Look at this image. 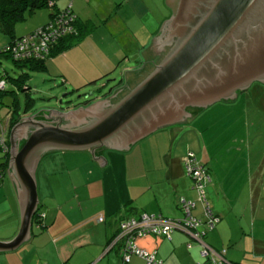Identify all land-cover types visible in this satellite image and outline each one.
Returning a JSON list of instances; mask_svg holds the SVG:
<instances>
[{"label":"crops","instance_id":"obj_1","mask_svg":"<svg viewBox=\"0 0 264 264\" xmlns=\"http://www.w3.org/2000/svg\"><path fill=\"white\" fill-rule=\"evenodd\" d=\"M88 1L97 4L99 10L104 3L106 9L111 10L114 4L120 8L115 21L130 31V43L135 37L128 26L129 14H136L153 28L161 21L155 19L156 12L145 0H129L127 9L121 7L122 0ZM162 2L169 9L167 0ZM160 28L154 29L147 48L136 53L140 59H134V67L129 65L120 75L117 87H123L122 93L136 86L160 61L161 53L155 58L151 48ZM86 35L46 59V70L59 76L63 84L80 80L73 84L81 85L111 70L107 65L91 77L83 71L87 68L77 65L80 57H87L85 47L77 50ZM97 46L88 44V48ZM110 97L98 100L107 105L115 100ZM210 105H221L226 112L209 118L213 113L193 108L184 122L157 128L121 149L105 145L91 150L44 149L35 169L39 221L30 224L29 235L21 243L0 249V264H121L120 248L107 242L117 229L119 215L148 212L179 218L184 215L182 198L194 201L190 213L204 220L203 204L184 170L183 159L191 150L210 174L205 195L218 221L211 226L198 224L197 229L203 231L200 239L174 228L169 236L148 235L137 243L151 250L158 264H211L200 253L201 241L215 251L224 249L220 264H264V86L251 83L236 96ZM234 105L240 109L237 114L231 111ZM62 121L73 125L78 118L73 113L63 116ZM7 173L9 180L4 177L0 183V203H6L0 208V241L11 239L20 223L14 175L9 168ZM98 216L103 219L99 221ZM127 264L146 261L131 254Z\"/></svg>","mask_w":264,"mask_h":264},{"label":"water","instance_id":"obj_2","mask_svg":"<svg viewBox=\"0 0 264 264\" xmlns=\"http://www.w3.org/2000/svg\"><path fill=\"white\" fill-rule=\"evenodd\" d=\"M167 2L173 12L160 22L161 33L170 31L177 39L136 86L107 105L96 100L66 110L48 109L63 116L76 114L73 125L24 114L11 127L8 167L16 184L20 223L11 239L0 241V249L13 248L29 235L38 202L35 169L44 149H121L157 128L182 123L190 113L186 107L205 108L236 96L252 81L264 84V0ZM31 122L19 147L17 131Z\"/></svg>","mask_w":264,"mask_h":264},{"label":"rangeland","instance_id":"obj_3","mask_svg":"<svg viewBox=\"0 0 264 264\" xmlns=\"http://www.w3.org/2000/svg\"><path fill=\"white\" fill-rule=\"evenodd\" d=\"M67 2L65 0H58L59 5H64ZM128 2L129 0H122L121 7L127 6V4H129ZM145 2L149 7H152V11L156 12L155 19H159V21L161 20L160 22L165 19L162 18L164 15L167 16L171 12L165 5H163L162 0H145ZM68 6L72 10L74 9L75 11L79 12L82 18L89 17L96 26L91 28L92 31H90L88 35L85 34L87 36L85 41L81 43L77 49L80 50L85 47L84 49L87 55L86 58L80 57L77 65L87 68L83 71L89 72L88 74L91 77L95 75L94 72L103 70L107 65H111L109 68L111 70L104 73L102 76H99L95 81L92 82H85L84 84L78 85L73 83L79 82L80 80H71L68 81V84H63L60 81V77L53 76V74L46 70V67L45 69L40 70L27 69L24 66L22 67L17 65L8 56L0 53V78H4L5 80L4 81L1 79V81H3L7 90H13V92L0 91V120H3L5 125L7 124V115H5L6 110L8 107H10V105H12L11 101L14 98L18 100L20 105H23L26 94H28L31 98H33V105L30 108H32L31 110L34 112V110L36 111L42 108L47 110L53 107H58L59 98L61 99V103H65L69 100L72 103L77 101L83 103V101L86 99V95L89 92H94V88L100 87L101 91L107 90L113 84L114 86H117L116 81H119L120 75L125 73V70L129 65L134 67V59H140V55H136V53L139 52L141 54L143 49L147 48V45L154 37V29L156 28L158 30L161 25L157 22L153 28L152 24L149 22L147 25L141 22L140 17H138L136 14L133 15L125 12V14H129L130 22L128 21V26L130 30L133 31V35L135 37L133 42L130 43L128 41V33H130V31L126 30V28L120 27L123 25V23H118L115 21V17L118 16L117 11L120 10L119 12H122L120 8H116L115 4L113 5L114 8L110 10L105 8L106 5L104 3V6L99 10L97 4L93 5V3L88 0H71ZM125 8L127 9V7ZM49 9L50 8L48 6H41L34 9L33 11L27 10L25 12L24 18L16 22L13 33L22 34L27 29L32 27L34 28L37 25L40 26L42 23L46 22L49 17ZM125 17H127V15H125ZM171 33L172 32L167 31V37H169ZM0 38V40L3 41L8 39L9 36L0 30ZM91 42L98 46L96 48H88V44ZM88 52L90 53L89 57ZM164 53L165 51L161 52V58L163 57ZM154 56L155 58L159 57L156 56V54H153V57ZM141 57L143 58L144 55L142 54ZM21 68L29 72L26 81L29 84L28 89H21L16 84H13L9 79H7L4 74L6 72L8 75L16 76L21 71ZM251 83L252 86L256 84L264 86L259 81H252ZM97 92H99V90H97ZM211 106L212 105H209L207 108L203 109V111H209L213 113L209 115V118L221 116L226 112V109L221 105H215L212 108ZM252 106L255 107L253 104ZM256 109L260 110L258 107ZM244 110L245 109H243V111ZM231 111H234V113L237 114L240 109L237 105H234ZM23 116L24 115H20V118ZM31 123H25L24 125L25 127L32 129L34 123ZM55 152L54 154H58L59 151ZM64 153L65 152L61 154ZM84 153H88V151H84ZM69 159L72 160V158ZM5 178L6 180H9V175H5ZM5 207V201H2L0 203V208L4 209Z\"/></svg>","mask_w":264,"mask_h":264},{"label":"trees","instance_id":"obj_4","mask_svg":"<svg viewBox=\"0 0 264 264\" xmlns=\"http://www.w3.org/2000/svg\"><path fill=\"white\" fill-rule=\"evenodd\" d=\"M65 1L69 2L71 0H65ZM68 2L65 3L64 5H59L58 0H51V1L50 0H0V30L9 36L8 39H5L4 42L2 41L0 43V53L8 56L17 65L22 66V67L24 66L27 69L28 68L31 70L45 69V67H46L45 63H46L47 58L54 56L55 54L61 52L65 48H68L72 45H75V43H77L85 34L88 33L89 30H91V28L94 26V23L92 21H90V19H88V18L87 19L77 18L76 14L68 6L69 9L75 14V18L73 20H70V22H68L64 26L63 31H59L57 34H55L53 36L52 40H48L47 50L42 51V52L41 51L35 52V51H33L30 43L29 44L26 43L23 50L27 51V54L25 56H22V57L13 56V53H12L13 46L21 38H25L28 35L34 34L35 31L38 29V27L31 28L28 31L23 32L22 34H14L13 33L14 26H15L17 21L24 18L25 12L27 10L33 11L34 9H36L38 7L48 6L50 8L49 14H48L49 17H48V20H46V22L42 23L39 26L40 29H42L47 24H49L53 19H55L59 12H62V11H64V8H67ZM4 74L7 77V79H9L13 84H16L21 89H28L29 88V84L26 82L28 75H29V72L27 70H24L21 68V71L16 76L8 75L6 72ZM97 78L98 77L90 80L89 82L95 81ZM1 79L4 80V78H0V80ZM116 84L118 86L120 84V80L116 81ZM117 86H114V84H113V85H111L110 89L112 90L113 88H115ZM94 89H95L94 92L86 95V99L83 101V103L80 101L74 102L72 104L70 103L68 105V108H70V107L76 108V107H80V106H86V105L90 104L91 102H94L98 99L106 97L107 94L111 92V90H108V89L100 91V87L99 88L97 87ZM97 90H99V92H97ZM0 91H3V92L12 91L13 92V90H7V88H5V86H4V83H3V87L0 88ZM32 101H33V98H31L28 94H26L25 102L23 105H20L18 100L16 98H14L11 101L12 105H10V107L7 108V112L5 115H7L6 120L8 123L7 124L8 127H7L6 140L4 141L5 142V148L3 149V147L0 145V183L2 182L5 175H8L7 170L9 168L8 166H9V146H10L9 132H10V129L20 119V115H24V113L25 114H32L33 113V111L31 110L32 108H30L33 105ZM62 105H63L62 103L59 104V106L61 107L60 109H63ZM205 108H207V106ZM196 109H197V111H200L204 108H196ZM36 111L34 110V112H36ZM197 160H199V159H197ZM200 163L205 167L206 172L209 174L207 167L204 165V163L202 161H200ZM205 194H206V191H205ZM38 209H39V206L37 203L36 209L33 212L32 217H31V223L34 220L37 221L40 218L39 217L40 212H38ZM139 214L140 213H138L136 215H127V216H125L124 214H120L118 223L122 219L129 218L130 216H138ZM203 216H204L203 217L204 220H202L199 217L201 219V223H203V222L209 223L207 221V216H205L204 214H203ZM209 217H211V218L216 217L217 218L216 221H218V219H219V216L212 211H211ZM215 222H213L212 225L215 224ZM110 237H109L107 242H109ZM140 247L143 248L144 250L148 251V252H152L151 250H148L145 247H142V246H140ZM132 254H135V253H132ZM130 257H131V254H130ZM223 259H224V256H223ZM127 263H125V264H127ZM158 263H159V261L156 262V264H158Z\"/></svg>","mask_w":264,"mask_h":264},{"label":"built area","instance_id":"obj_5","mask_svg":"<svg viewBox=\"0 0 264 264\" xmlns=\"http://www.w3.org/2000/svg\"><path fill=\"white\" fill-rule=\"evenodd\" d=\"M51 1V0H50ZM70 2V1H69ZM68 2V4H69ZM75 18V14L69 9L64 8V11L59 12L55 19H53L44 28L38 29L34 34L28 35L25 38L18 40L12 48L13 56L22 57L27 54L24 51L25 44L32 46L33 51L42 52L47 50L48 40H52L53 36L59 31L64 30V26ZM10 47V46H9ZM26 49V48H25ZM31 50V49H30ZM3 87V81L0 80V88ZM7 123V120H6ZM7 136V124L0 121V145L5 148V140ZM184 161L185 173L191 177L193 187L197 192L198 199L202 202L204 207V215L207 216V223L209 226L217 220L216 217H209L211 209L205 195V185L210 179V175L206 172L205 167L194 156L193 151H187ZM181 209L184 215L179 218H168L161 214L141 212L138 216H130L122 219L117 226L115 232L111 235L108 242L109 245L118 246L120 249L122 263L125 264L130 259V254L135 253L143 256L146 264H156L158 259L153 252H148L141 248L137 241L148 235H162L169 236L174 228L185 230L188 234L198 237L203 231L197 229V225L201 223V219L194 217L190 213V209L194 206V201L182 198L180 200ZM103 216H98V220H102ZM201 241V240H200ZM201 255L211 260V264H220L223 260L224 249L215 251L213 248L207 246L201 241ZM46 264V263H43Z\"/></svg>","mask_w":264,"mask_h":264},{"label":"flooded vegetation","instance_id":"obj_6","mask_svg":"<svg viewBox=\"0 0 264 264\" xmlns=\"http://www.w3.org/2000/svg\"><path fill=\"white\" fill-rule=\"evenodd\" d=\"M168 4V3H167ZM168 7H169V9L171 10V12H170V14L167 16V18L172 14V12H173V10H172V8H171V6L168 4ZM166 18V19H167ZM161 28H160V31H159V33H158V36H157V38L154 40V42H153V45H152V49H153V53L154 54H156L157 55V53L158 52H162V51H165V53L171 48V46L173 45V43H174V41H175V39H177L176 37V35H174L173 33H171L170 34V36L169 37H167V35H166V31H163L162 33H161ZM160 34V35H159ZM164 53V54H165ZM164 56V55H163ZM163 58V57H162ZM162 58H160V60L162 59ZM119 87V86H118ZM118 87H115V88H113L112 90H111V92L110 93H108L107 94V96H111L110 98H113V99H115L113 102H115V101H117L121 96H123V94L124 93H122L123 92V87H122V89H121V87L120 88H118ZM124 88H126V87H124ZM126 93V92H125ZM72 104V102L69 100V101H66L65 103H62L63 105V109H67L68 108V105L69 104ZM65 106V107H64ZM159 106V105H158ZM59 108H61L60 106H58ZM187 108V110L190 112V110L191 109H193L192 107H186ZM152 109H154L153 107H152ZM150 111V114H152L153 113V110H148L147 112H149ZM155 111V110H154ZM147 112H145V114H147ZM58 114L57 112H50V110H45V109H39V110H37L36 112H33L32 114H34V118H37V119H42L43 121H52V120H54V121H56V122H59L60 124H64V122L62 121V119H63V115H56V114ZM23 114V113H22ZM25 114V113H24ZM144 114V115H145ZM188 116H189V114L187 115V116H185V119H184V117H183V122L188 118ZM8 124V123H7ZM31 129H29V128H27V127H25V126H21L20 127V130L19 131H17V134H16V138H17V145L20 147L22 144H23V142H24V139H25V136L29 133V131H30ZM9 170L11 171V169L9 168Z\"/></svg>","mask_w":264,"mask_h":264}]
</instances>
